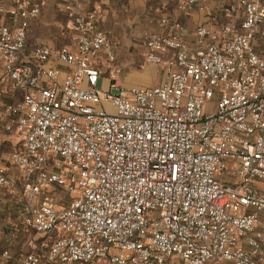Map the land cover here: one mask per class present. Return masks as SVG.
<instances>
[{"label":"built area","instance_id":"built-area-1","mask_svg":"<svg viewBox=\"0 0 264 264\" xmlns=\"http://www.w3.org/2000/svg\"><path fill=\"white\" fill-rule=\"evenodd\" d=\"M58 1L54 48L27 42L43 0H0V128L22 144L0 264H264V0H172L207 19L191 31L153 6L162 77L130 87L98 13Z\"/></svg>","mask_w":264,"mask_h":264},{"label":"crops","instance_id":"crops-1","mask_svg":"<svg viewBox=\"0 0 264 264\" xmlns=\"http://www.w3.org/2000/svg\"><path fill=\"white\" fill-rule=\"evenodd\" d=\"M38 1V0H33ZM44 7H42L39 13L38 20L41 23L48 21H55L56 27H47L46 33L50 34L48 37H37L34 30L32 29V24L30 25L29 34L27 37V42H45L46 44H56L57 39L61 37L59 31L61 30L60 21L65 24L68 23L69 19L66 14L58 10L60 2L58 0H43ZM229 0H210V7L213 8L215 5L227 2ZM5 5H11L12 0H5ZM156 5L163 7L164 12L173 17L177 18L186 30H193L198 24H203L207 22L205 17H197L196 15H185L179 13L172 0H86V7L89 10H95L98 13V26L108 31L112 34L120 43V55H117L116 62H126L128 64H134L140 70L136 74H131L130 81L133 85H138L140 80H153L156 81L160 78L162 72L157 71L155 67H161L157 65L145 66L144 70H141V66L144 62L143 53L144 46L142 42V36L149 31L156 30L157 27L154 23L148 20L149 10ZM36 17V18H37ZM60 19V20H59ZM59 20V21H58ZM1 21V20H0ZM33 22V21H32ZM45 27V26H43ZM68 34V32H67ZM69 44V39L65 43ZM63 44V45H65ZM52 46L54 48L61 47ZM50 46V45H49ZM162 68V67H161ZM148 72L147 74H140ZM155 83V82H154ZM152 83V85L154 84ZM9 88V87H8ZM16 91H10L4 96L3 102L16 101L19 98L14 97ZM21 94V92L19 91ZM21 138L16 133L6 132L0 128V164L5 165L9 169V176L13 178L18 184L21 183L20 174L17 170H14L7 163L8 155L21 148ZM20 188V187H18ZM19 195L17 190L11 191L7 188L0 187V243L5 244L8 235V230L16 224L17 214L20 208V203L18 201ZM18 248L27 250L24 244L23 237L19 239L17 245L13 246L14 251Z\"/></svg>","mask_w":264,"mask_h":264},{"label":"rangeland","instance_id":"rangeland-1","mask_svg":"<svg viewBox=\"0 0 264 264\" xmlns=\"http://www.w3.org/2000/svg\"><path fill=\"white\" fill-rule=\"evenodd\" d=\"M44 7V6H43ZM176 9V8H175ZM178 11V10H177ZM39 17V16H38ZM38 17L37 18H35L34 20H33V22H31V23H33L32 24V29L34 30V32H35V35L37 36V37H40V38H43V37H48L50 34H48V33H46V29H47V27H50V26H55L56 25V22L55 21H53V22H51V21H46V22H43V23H41L40 22V20H38ZM60 20V19H59ZM58 20V21H59ZM61 23L60 24H58V26H61V30L59 31V35H61V37L59 38V39H57V45L56 44H46L45 42H42V41H39V42H35V41H31V43L30 42H28V44L29 45H33V44H46V45H54V46H59V45H63V44H65L66 43V41H67V38H68V34H67V32H68V28H67V23L65 24L63 21H60ZM69 24V23H68ZM31 25V24H30ZM43 26H45V27H43ZM56 27V26H55ZM51 28V27H50ZM142 39H143V36L141 37ZM112 41L114 42V44L116 45V56L117 55H120V43L115 39V38H113L112 37ZM66 45V44H65ZM116 60H117V58H116ZM116 65L118 66V67H120L121 68V70H122V79H123V84L126 86V87H130V86H132L133 84H132V81H130V78H132L130 75L131 74H136V72H140V70H139V68L137 67V66H135L134 64H128V63H126V62H116ZM145 66H152V65H149V64H146L145 62H143V64H142V66H141V70H144L145 69ZM153 67H155L156 68V70L157 71H160V72H162V68L161 67H156V66H153ZM108 70V69H107ZM148 72H144V73H140V74H147ZM161 77H162V75H161ZM161 77L160 78H157V80L156 81H153V80H140V81H138V85H136V86H151L152 85V83H154V84H157L159 81H160V79H161ZM14 97L15 98H21V94L19 93V91H16L15 93H14ZM261 189H263L264 190V187H261Z\"/></svg>","mask_w":264,"mask_h":264}]
</instances>
